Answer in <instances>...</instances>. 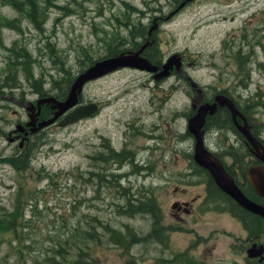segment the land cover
Returning a JSON list of instances; mask_svg holds the SVG:
<instances>
[{"label": "rangeland", "instance_id": "obj_1", "mask_svg": "<svg viewBox=\"0 0 264 264\" xmlns=\"http://www.w3.org/2000/svg\"><path fill=\"white\" fill-rule=\"evenodd\" d=\"M172 1L177 0H50L43 3L48 5L38 29L28 16L35 5L0 0V93L10 95L0 98V212L21 201L22 209L14 208L20 210L15 220L25 223L18 225L21 238L0 231V264H50V257L72 264L64 256L74 258L78 252L88 256V264H165L163 257H172L173 264H214L218 256L233 258L218 264H244L245 247L251 242L247 229L230 212L205 208L203 200L196 201L198 194L193 205L197 210L204 206L200 215L180 213L184 223L199 217L194 228L187 229L186 224L175 228L172 201L186 200L201 192L204 184L199 183L201 173L188 164L191 145L185 132L190 99L181 79L185 78L174 66L167 75L154 78L144 70L121 68L87 80L77 101L101 100L95 113L65 125L58 124L59 115L55 122L27 134L24 141L33 142V148L23 164L4 159L26 146L24 141L17 146L19 137L8 140L7 133L28 113L15 96L33 102L40 98L33 90L36 84L21 70L15 88L4 81L19 47L31 51L36 60L34 78L43 91L55 95L59 86L53 79L66 80V71L59 69L61 60L77 75L90 60L105 55L109 45L140 44L142 38H133L126 23L149 27L154 15L159 16L158 27L149 35V44L156 42L162 57L176 52L193 61L191 66L185 62L186 69L208 96L215 89L217 94L234 96L264 138V0H190L177 12L172 11ZM50 45L61 59L53 57ZM153 48L144 46L141 54L146 56ZM196 98L202 104L201 92ZM51 110L49 103L42 104L45 117ZM213 133L215 142L228 144L222 131ZM159 184L163 186L157 189ZM150 193L156 198L159 194L158 207L152 203L126 214L133 211L130 200L142 201ZM251 198L264 205V197ZM213 222L223 227L213 228L209 224ZM70 227L77 244L69 254L62 244L65 250L59 255L55 244L70 233ZM254 240L264 243V231ZM17 249L24 255L19 262Z\"/></svg>", "mask_w": 264, "mask_h": 264}, {"label": "flooded vegetation", "instance_id": "obj_2", "mask_svg": "<svg viewBox=\"0 0 264 264\" xmlns=\"http://www.w3.org/2000/svg\"><path fill=\"white\" fill-rule=\"evenodd\" d=\"M179 1L180 0H177L176 2L172 1L174 3V7L172 8L173 12H177L180 8H182L181 7L182 3H183L182 6H184L188 2H190V0H181L180 1L181 3ZM158 17L159 16L154 15L150 18L149 21L151 23L153 21H155L156 19L158 21ZM138 22L142 23L141 19ZM151 33L149 34L147 32L148 37L146 38L145 41L140 43L138 46L133 47L131 49H126V50L137 49L145 42H146L145 46L156 45V42L149 44L151 42V38H150L151 36H149V35H151ZM236 53H240L239 50H237ZM146 57L152 63H154L150 57H148L147 55H146ZM166 58H167V56L162 57V59H161L162 62ZM181 59H182L181 68L178 70L176 69V70L180 73V75H182L185 78V79H183V78H181V79L183 80V82L185 84L186 92L188 91V96L190 99V106H189V109L186 113V120H188L189 118H190V120H192V118H195V116H196L195 115V112L197 111L196 105H198V103H197L198 99L196 98L197 90L194 88V86H197L200 88V92L202 94L201 100L203 101L202 103H204V102H210L211 103L215 99V96L219 90L215 89V91H214L215 94H213L212 96H208L209 94L206 92L205 88L201 84H199L198 81L195 82L196 81L195 78L186 69L185 62L186 63L188 62V66H191L192 64H194V62L186 60L185 57H183L182 53H181ZM160 63H158V64H160ZM123 68H131V67H123ZM182 71H184V74L181 73ZM151 75L153 77L152 73H151ZM172 75H173V73L170 72V74L168 75L169 78ZM168 76H164V77L167 78ZM187 76H189L191 79H194L195 81L189 80L187 78ZM225 94L227 97H229L234 102V104L237 108L236 109L237 112L234 114L226 104H217V106H215V109L213 111H211V112L206 111L205 114H203L201 118L197 119V121L198 120L203 121L202 125H201V129H202V138H203L204 146L212 154V156L214 158H217L223 164L225 170L233 178L234 182L238 185V187L248 197L263 198L264 197V181L261 182V184L259 185V186L263 185V187H261V189L258 190L257 188L259 186H256L254 184L252 177L254 175H257L259 177L264 175V160L261 158V156L264 155V138L262 137V135H259L260 133L258 132V130L255 126L256 121H253V120L249 121V116L247 115V109L243 110V109L239 108L237 106V99L229 93H225ZM1 95H2V97H0V98H6L3 96L7 95V94H4L2 92V93H0V96ZM15 98L17 99L18 103L22 102V101L29 100L28 97H21L20 98V97L15 96ZM13 100H15V99H13ZM90 102H92V101H90ZM99 102H101V100H98V101L96 100L98 107L100 106ZM250 108H251V106H249V109ZM261 109H262V107H261ZM15 111L16 110H13V112H15ZM51 111L53 113V110H51ZM261 111H264V108ZM39 115L40 114L37 115L36 122H38V120L41 119V117ZM28 117L29 116L27 113V118ZM27 118H26V120L19 121V122H22L24 124V130L29 129V127H30L29 125L26 124V122L28 121ZM209 128L211 129V132L208 131ZM230 128H232V130ZM242 128L244 130H248L250 132V134H248L250 136V138L246 136L247 134L242 130ZM214 129L222 131L223 134L227 135V138L229 139L228 144H223L222 142H215L214 141V133H213ZM24 130H23V132H24ZM7 134H9L8 140H10L11 142H14L18 137L19 138L22 137L21 133H19L18 131H14L13 129H11ZM185 134H186L187 138L190 140V145H191V148L189 150V152H191V153H188L189 158H187L189 161L188 164H189L190 168L197 169L201 173V175L203 177L199 181V183H203L204 186L202 187L201 192H196V193L190 194L192 196H190L186 200H173L171 203V208L174 209V211L172 212V215H174L177 219L175 221V222H177L175 228H180L183 224H186L187 229H192V228H194L196 221L198 220L199 217L195 216L194 218L189 220L188 223H184V222H182V220H180V218H181L180 213L182 211H185V212H187L189 214H193V215H200V212L204 206H205V208H207L208 206H215V207H218L217 209L221 210V207H219V206H221L222 204H224V205L231 204L233 198L229 194L225 193L217 185L211 184L212 183L211 179H213L211 174L208 171H204V170H201L199 168L200 165L196 162V160L193 156V145H194L195 137H194V134L190 130H188L187 122H186ZM253 141H254V143H253ZM25 142L26 141H24L23 143H25ZM21 145L18 142L17 146H21ZM230 149H232V150H230ZM118 182H119V184L121 183L120 180H118ZM162 186L163 185L159 184L157 186V189H159ZM193 194H196V195H193ZM197 194H198V196H197ZM199 196H202V198L198 199ZM195 197H196V201H202V200L204 201V206H201L199 208V210H197L193 205L196 202V201L193 202L195 200ZM148 200L152 201V203L155 207H158V204L160 202L159 194H157V198L155 197V193L148 194ZM130 202L134 203V202H137V200L132 199V200H130ZM225 211H228V210H225ZM228 212H230V211H228ZM237 219L240 221L239 218H237ZM209 224H211L213 226V228L223 227V225L221 223H217V222H213V223H209ZM188 233L193 237V234L191 232H188ZM247 235H248L247 239H250L251 242L249 245H247L245 247V251H246L247 255H244V264L260 262L261 260L259 258L264 257V243L260 242L261 246L263 247L262 255H256V256L251 257L248 255L247 249L252 244H254V243L259 244V243L254 240V238H255L254 234L247 233ZM155 236L158 239H160V233H158L157 231H156ZM233 252H237V251L233 250ZM218 257L220 258V260H218L217 263H214V264L228 263V262H231L233 260L232 257H231L232 258L231 261L224 260L223 259L224 256H218ZM164 258H166V257H163L161 260L164 261L165 264H167V263L173 264L175 262V260L172 257H168L167 259H164ZM183 264H186V262H183Z\"/></svg>", "mask_w": 264, "mask_h": 264}, {"label": "water", "instance_id": "obj_3", "mask_svg": "<svg viewBox=\"0 0 264 264\" xmlns=\"http://www.w3.org/2000/svg\"><path fill=\"white\" fill-rule=\"evenodd\" d=\"M170 14H172V12ZM156 26L157 22L153 21L148 28V33L150 34ZM145 45L146 42L137 49L120 51L116 54L108 55L95 60L76 75L67 90L66 97L63 99L57 98L53 95H46L38 98L36 103L31 100L19 102L20 104H23L28 110V116L30 117L26 122V124L30 126L28 130H24V124L21 122L15 124L13 129L14 131L22 132L24 130L19 144L21 145L30 131H36L39 128L55 122L61 114L62 118L58 121V124L65 125L95 113L98 110L97 104L92 102L79 103V101H77V93L81 90L83 84L89 79L97 78L109 70L123 68L125 66L154 72V77L167 75L170 71V68L173 66H175L177 70L180 69L181 60L178 53L174 52L170 54L166 60L160 64L152 63L146 56L141 54V51ZM187 78L192 80L189 76H187ZM194 88L200 92L199 87L194 86ZM215 99L220 104H226L234 114L237 112L234 102L226 95L217 94ZM43 103H49L50 107L53 109V114L36 122L37 115L40 113L41 105ZM215 106V102H204L202 104H198L196 105L197 111L195 112V115L202 116L206 111L211 112L215 109ZM69 109L71 110L68 111ZM202 122L203 121L201 120L193 121V118L192 120H190V118L187 120V128L194 134L195 137L193 145V156L195 160L199 165L207 169L217 186L225 193L230 194L241 207L249 211L256 212L259 216L264 218V205H261L257 201L250 199L238 187L233 178L227 173L223 164L217 158H214L212 154L205 148L202 138ZM246 136L250 138L248 134ZM261 158L264 160V155L261 156ZM252 179L254 184L259 186L261 182L264 181V175L261 177L254 175ZM261 187H263V185L259 186L257 189L260 190ZM260 246V243H254L249 246L247 249L248 255L255 256L260 253ZM259 259L262 261V257ZM251 264H264V262H256Z\"/></svg>", "mask_w": 264, "mask_h": 264}, {"label": "trees", "instance_id": "obj_4", "mask_svg": "<svg viewBox=\"0 0 264 264\" xmlns=\"http://www.w3.org/2000/svg\"><path fill=\"white\" fill-rule=\"evenodd\" d=\"M7 1L9 3L14 4V5H17L18 1H25L28 4L29 8L32 5H35L36 7L34 8L33 12L30 15L28 13L27 14H28V16H30L29 19L32 22V24L35 27L38 26L37 27L38 29L42 23V19H40V16L44 15V13L46 12L45 7L50 3V0H43V3L48 2V4L45 5V7H44L43 3H39L38 0H7ZM126 26L128 27L127 30L129 32V34L133 38L134 37H141L142 38V41H140L139 43H142L148 37V34H147L148 27L146 25L140 26V25H136V23L128 25L126 23ZM20 29L21 28H19V31H20ZM138 45L139 44H135L134 47H136ZM50 46H51L50 52L53 55V57L55 59L60 58L58 55H55L52 53L53 45H50ZM153 46H154V48H153ZM150 48H153V50L145 52V55L150 57L153 62L160 63L162 61L161 60L162 59L161 51L158 49L157 45H148V49H150ZM126 49H131V47L118 48L116 45H109L108 46V52H106V54L101 56V57L113 55V54H116V53H118L122 50H126ZM157 51H159L160 53L158 54ZM13 58H14V60L11 62V66L8 67V71L5 75V77L7 79L4 81H10L12 84V88H15L17 86V82L20 81L19 76H18V71L21 70V71H23V75L26 78V80H29V81L32 80V82H30V83L36 84V85H33V87H34L33 90L36 91L37 94H40L41 96L51 95L48 90H47V92L43 91L46 89L43 88V85L39 81V79L34 78V76L32 74L33 63L36 62V60H35V57L33 56V54L31 53V51H29L25 46L22 45L21 47H19L15 51ZM88 59H86V60H88ZM94 60H96V59H94ZM94 60H90L87 64H85L80 69V71L85 69L91 63H93ZM59 69L66 71V75H65L66 80L63 81V80L57 79V81L55 82V80L53 79V84L59 86V90H58V87L56 86L58 92L55 93V95H53V96H55L57 98H63L64 97L63 94L65 92H67L71 82L74 80L76 75L71 74L68 66L64 68V61L63 60H61V64H60ZM80 71H78V72H80ZM40 117L41 118L45 117L42 112H40ZM46 117H48V116H46ZM24 144L26 145V147L23 148L20 152H18L16 154H10V155L4 156V159H6V160H8V159L12 160L13 159L18 164H23L24 161L30 157V156L29 157H26V156L32 150L33 142H28V144H26V142H25ZM199 168L201 170L206 171V169L201 167V166ZM28 169H30V168L28 167ZM46 174H50V172H46ZM211 180H212L211 184L216 185L214 183L213 179H211ZM20 190H22L21 187H20ZM26 197H27V194L24 196V198H26ZM131 204L133 206V211L126 213L128 215H133L137 212H140L141 209L150 208L152 201L148 200V195H146L142 201H137V202H134ZM15 207L20 208V210H21L22 209L21 201H18L13 206V208L11 210L8 209V210H4L3 212H0V215H2V217H0V219L2 218V222H0V231H5V230H7L9 232L11 231L16 238H21L22 232L18 230V225L24 226L25 223L21 222V223L17 224L15 217L17 216V214L20 210H17V209L14 210ZM152 210H153V207H152L151 211ZM221 210H228L231 212V214H233L234 216L239 218L240 222L243 224L244 228L247 229V232L249 234H254L255 236H257L264 231V226H263L264 218L261 216L255 215V214L251 213L249 210L239 206L234 200H232L231 204H226V205L222 206ZM70 229H71L70 233L63 236L62 238L58 239L57 243L55 244L56 253L59 255H62V253L65 250L63 245H65V247H66V250L68 252L67 254L73 252L75 249V246L77 244V240H75L76 235L73 231V227H70ZM85 229H87V228H85ZM85 229H83V230H85ZM130 240H133V241L136 240V235L132 234ZM16 253L18 256V262L24 260V255H23L21 249H17ZM64 259L67 262H71L72 264H88V256L86 254L81 253V252L76 253V256L74 258H70V259H66V255H65ZM47 260L50 264L51 263L52 264H60L59 260L58 261L54 260L52 257L47 258Z\"/></svg>", "mask_w": 264, "mask_h": 264}, {"label": "bare ground", "instance_id": "obj_5", "mask_svg": "<svg viewBox=\"0 0 264 264\" xmlns=\"http://www.w3.org/2000/svg\"><path fill=\"white\" fill-rule=\"evenodd\" d=\"M181 1V0H180ZM179 1V2H180ZM181 3V2H180ZM183 4V3H182ZM182 4H181V7H183L182 6ZM130 22V21H129ZM135 23V22H134ZM143 24V23H142ZM158 27V26H157ZM26 64V63H25ZM26 66V65H25ZM125 67H130V66H125ZM117 68H115V69H112V70H109V71H107V72H105L104 74H102V76L103 75H105V74H107V73H109V72H112V71H114V70H116ZM195 84V83H194ZM259 89V88H258ZM3 97H6V98H8V97H10V95H4ZM93 103V102H92ZM202 116H195V118H193L194 120L193 121H196L197 119H199V118H201ZM197 162V161H196ZM198 163V162H197ZM228 194V193H227ZM230 195V194H229ZM231 196V195H230ZM232 197V196H231ZM233 198V197H232ZM260 253H258L257 255H262V253H263V247L262 246H260ZM256 256V255H255Z\"/></svg>", "mask_w": 264, "mask_h": 264}]
</instances>
